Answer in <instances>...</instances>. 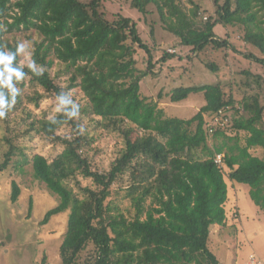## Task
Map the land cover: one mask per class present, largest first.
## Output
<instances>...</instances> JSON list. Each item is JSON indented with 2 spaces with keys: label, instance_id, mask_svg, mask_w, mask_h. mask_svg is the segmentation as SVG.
<instances>
[{
  "label": "trees",
  "instance_id": "obj_1",
  "mask_svg": "<svg viewBox=\"0 0 264 264\" xmlns=\"http://www.w3.org/2000/svg\"><path fill=\"white\" fill-rule=\"evenodd\" d=\"M128 1L146 22L157 14L164 30L213 72H220V65L204 60L203 54L237 51L229 39L218 36L217 26L241 31L245 45L260 54L244 57L264 69V0H213L214 14L206 20L199 5L188 14L184 0ZM100 5L101 0H0V53L10 52V67L24 76L20 82L12 78L18 88L14 104L11 90L0 85L12 104L0 119L7 123L8 136L14 131L10 118L25 110V98L37 108L50 97L68 101L53 118H39L27 108L21 118L28 123L25 135L63 146L53 159L31 157L34 177L60 200L42 224L70 211L59 249L62 264H222L208 245L213 227L228 221L226 176L251 187L250 197L264 211V153H251L264 150V78L249 69L241 71L245 88L255 87V93L239 101L222 80L177 87L171 91L172 102L200 94L205 105L189 120L165 118L157 102L142 96L141 82L156 75L158 62L165 64L176 54L162 52L155 60L161 48L144 43L137 22L122 14L110 19ZM33 31L37 38L30 67L20 64V44L8 43L6 36ZM63 78L68 79L67 87L62 86ZM27 88L34 96L23 94ZM73 89L83 92L85 104L68 97ZM82 116L123 139L124 147L107 171L92 163L89 152L96 141L82 125ZM224 117L232 123L228 131L246 133L244 145L239 134L229 136L216 124ZM63 128L71 134H59ZM7 141L11 150L0 171L18 149L11 138ZM81 178L91 185L82 186ZM20 193L14 183L13 201ZM114 194L120 202L112 199Z\"/></svg>",
  "mask_w": 264,
  "mask_h": 264
},
{
  "label": "rangeland",
  "instance_id": "obj_2",
  "mask_svg": "<svg viewBox=\"0 0 264 264\" xmlns=\"http://www.w3.org/2000/svg\"><path fill=\"white\" fill-rule=\"evenodd\" d=\"M192 2L184 0L188 14H191L195 4L201 6V17L204 20L214 14L213 0H192ZM100 7L110 19L117 14H122L137 22L144 43L151 48H161L155 60H159L162 52L176 54V57L168 59L165 64L158 62L155 68L156 75H149L141 82L142 96L157 102L158 108L164 111L165 118L176 117L189 120L205 105V98L200 94H192L178 103L172 102L171 91L177 87L204 85L222 80L226 90H232L239 101L246 94L255 93V87L245 88L246 77L239 74L241 71L249 69L252 73L264 78V69L244 57V54L250 52L257 56L260 54L251 46L245 45L242 40L243 35L237 28L216 27L218 36L229 39L235 44L237 51L230 49L203 54L204 60L217 62L220 65L221 71L213 72L194 54H191L188 48L181 47L179 38L164 30V24L157 14L147 17L146 22L144 16L133 9L128 0H101ZM151 10L155 11L154 8ZM150 23H154L155 28L151 27ZM36 38L37 34L34 31L26 35L18 33L6 36L8 43L15 45L18 42L23 45V51H20V64L32 65L33 40ZM61 82L62 86H68L67 78L61 79ZM23 94L30 95L29 97L34 96L30 88L25 89ZM159 94L162 98L158 97ZM262 94L264 99V90ZM68 97L76 104L87 102L79 89L70 90ZM62 100L59 97L46 98L41 100L37 108L35 103L25 98L22 106L25 110H31L39 118L45 115L53 118L62 111L65 105L61 103ZM25 110L18 111L10 118V128L14 130L11 137L8 136L7 123L0 121V165L5 162L11 150V144L8 143L7 138H11L13 146L18 148L7 168L0 171V264H62L59 249L68 229L70 211L55 215L47 224H42L45 215L57 207L60 200L44 183L34 177L31 157L42 154L53 159L63 151V146L52 145L37 136L31 138L25 135L24 131L28 123L21 121V118L26 116ZM81 119L85 129L95 137L96 142L89 152L92 163L100 171L109 170L124 147L121 135L103 131L97 127L95 121H91V118L82 116ZM226 124L222 127L226 130L231 128L230 118ZM59 134L70 135L71 131L63 128ZM227 134L233 137L239 134L242 139L241 145L245 144V132L237 133V131L227 130ZM251 153L263 157L264 150L252 149ZM226 181L230 191V199L228 198L225 205L228 221L226 226L213 227L209 249L222 264H245L252 254L264 260V211L250 197L251 187L232 182L227 176ZM14 183L21 189L16 201H13ZM81 184L89 186L91 181L82 179ZM114 190L116 191L117 187H114ZM112 199L121 201V198L115 194ZM123 205L129 207L127 202H123ZM236 211L239 215L235 218Z\"/></svg>",
  "mask_w": 264,
  "mask_h": 264
},
{
  "label": "clouds",
  "instance_id": "obj_3",
  "mask_svg": "<svg viewBox=\"0 0 264 264\" xmlns=\"http://www.w3.org/2000/svg\"><path fill=\"white\" fill-rule=\"evenodd\" d=\"M17 51H23V45H19L17 47ZM13 55L10 52L0 53V65H3V72H0V76L3 77L2 82H0V85L3 87H7L11 90V93L13 95L12 104L15 103V94L18 91V88L13 87L12 85V78L13 76L16 78L18 82L22 81L24 79L23 73L20 71H17L10 67L13 61ZM31 67V65H30ZM39 75V73H37ZM68 101L62 100L61 103H67ZM12 104L8 103V101L5 99V96L2 92H0V119H3L5 117L6 111L12 107ZM59 111V109H57ZM74 115V113H72Z\"/></svg>",
  "mask_w": 264,
  "mask_h": 264
},
{
  "label": "built area",
  "instance_id": "obj_4",
  "mask_svg": "<svg viewBox=\"0 0 264 264\" xmlns=\"http://www.w3.org/2000/svg\"><path fill=\"white\" fill-rule=\"evenodd\" d=\"M224 120H221L220 118L219 119H216V122H217L216 124L221 125V127H222L226 123H228V119L227 118H225ZM217 162L218 163H221L222 162V156L221 155H219L217 157ZM237 216H238V214L236 213L235 214V217H237ZM246 264H264V260L262 258H260L259 256L255 255V254H252V255L249 256Z\"/></svg>",
  "mask_w": 264,
  "mask_h": 264
},
{
  "label": "crops",
  "instance_id": "obj_5",
  "mask_svg": "<svg viewBox=\"0 0 264 264\" xmlns=\"http://www.w3.org/2000/svg\"><path fill=\"white\" fill-rule=\"evenodd\" d=\"M230 192V191H229ZM228 198H229V195H228ZM230 199V198H229ZM226 209V208H225ZM236 213L238 214V211H236ZM228 217V216H227ZM215 227H219V225H216ZM247 262V261H246ZM245 262V264H246Z\"/></svg>",
  "mask_w": 264,
  "mask_h": 264
}]
</instances>
